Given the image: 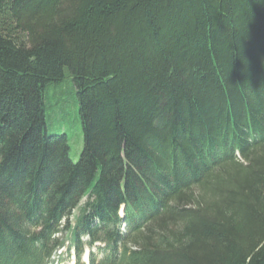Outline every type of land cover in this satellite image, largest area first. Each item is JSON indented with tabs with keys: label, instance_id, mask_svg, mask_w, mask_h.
Returning <instances> with one entry per match:
<instances>
[{
	"label": "trees",
	"instance_id": "16d2710c",
	"mask_svg": "<svg viewBox=\"0 0 264 264\" xmlns=\"http://www.w3.org/2000/svg\"><path fill=\"white\" fill-rule=\"evenodd\" d=\"M65 74L76 162L45 131ZM61 231L75 264L83 236L96 264H264V0H0V264Z\"/></svg>",
	"mask_w": 264,
	"mask_h": 264
},
{
	"label": "rangeland",
	"instance_id": "374dc122",
	"mask_svg": "<svg viewBox=\"0 0 264 264\" xmlns=\"http://www.w3.org/2000/svg\"><path fill=\"white\" fill-rule=\"evenodd\" d=\"M44 109L45 131L48 134H66L69 141V158L76 162L82 148V135L79 124L76 89L73 86L70 75L65 74L60 84L55 87L50 86L45 91ZM55 236L60 237L64 241V246L56 250L51 264H75L77 260L76 249L67 234L61 231ZM87 239L86 236L79 238L82 244L79 261L83 264H89L90 258H92L96 264L103 257L102 251L98 249V246L101 247L102 244L97 243L88 246Z\"/></svg>",
	"mask_w": 264,
	"mask_h": 264
}]
</instances>
